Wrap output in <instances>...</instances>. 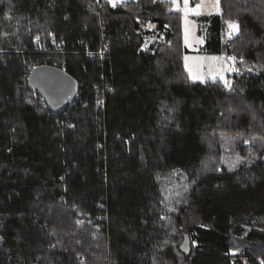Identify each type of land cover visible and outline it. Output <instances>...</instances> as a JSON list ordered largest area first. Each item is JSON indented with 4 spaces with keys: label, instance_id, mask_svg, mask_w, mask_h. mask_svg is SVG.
<instances>
[{
    "label": "trees",
    "instance_id": "16d2710c",
    "mask_svg": "<svg viewBox=\"0 0 264 264\" xmlns=\"http://www.w3.org/2000/svg\"><path fill=\"white\" fill-rule=\"evenodd\" d=\"M88 4L0 0V264H264V0H220L211 20L207 52L253 71L229 84L190 81L167 0L103 1L97 65ZM228 22L239 31L222 41ZM50 34L75 49L46 59L33 38ZM152 34L163 42L141 50ZM36 61L79 83L58 116L27 88ZM226 135L255 138L258 158L224 167ZM171 173L186 184L173 204L161 190Z\"/></svg>",
    "mask_w": 264,
    "mask_h": 264
},
{
    "label": "rangeland",
    "instance_id": "374dc122",
    "mask_svg": "<svg viewBox=\"0 0 264 264\" xmlns=\"http://www.w3.org/2000/svg\"><path fill=\"white\" fill-rule=\"evenodd\" d=\"M187 2L189 9H196L198 5L201 6L199 8L198 14L189 11L188 15L185 16V0H177L176 3H172V5L175 4V6L172 7V5H168L167 9L175 13H180V16H177L173 19L175 21L174 24L176 28L181 30V42L183 46L193 52V54L186 55L184 53L182 55L183 66L187 75L189 76L190 81L205 82L220 80L221 82L227 81V84H229L231 83L229 78L235 72L242 74H253L252 70L235 66L236 63H238L237 59L234 61L230 60L228 59V55H208L200 52L201 49L206 47L208 35L202 26H198L194 20V17L201 14L219 13V2L218 0H199V2L195 4H191V0H187ZM153 28L154 25L151 23L145 25V29L147 30H152ZM237 33L238 32H234L229 28V22L223 26L225 41L232 39L233 36L237 35ZM163 40L164 36L162 35L158 36L152 34L147 36L142 43L141 50H148L150 45H153V43L160 44V42H163ZM185 57H187V60ZM260 67L264 68V57H262ZM233 68L235 71L231 70ZM227 77L229 78L227 79ZM213 136L218 137V134H214ZM226 136L227 137L219 136L225 145L222 149V154L219 157L223 160L224 167L233 168V170H236L239 168V166L250 163L258 158L257 152L252 150L255 146V143L253 142L255 138H245L236 135ZM245 141H248V143H245ZM185 186V179L182 174L171 173L165 180H163V184L161 186L164 202L173 204L172 201L183 192ZM235 253L236 252H233V254Z\"/></svg>",
    "mask_w": 264,
    "mask_h": 264
},
{
    "label": "water",
    "instance_id": "95a60500",
    "mask_svg": "<svg viewBox=\"0 0 264 264\" xmlns=\"http://www.w3.org/2000/svg\"><path fill=\"white\" fill-rule=\"evenodd\" d=\"M27 88L44 101L52 115L58 116L73 102L79 89V83L63 69L52 65H41L29 73ZM189 244L190 238L185 235L180 250L183 253H189Z\"/></svg>",
    "mask_w": 264,
    "mask_h": 264
},
{
    "label": "built area",
    "instance_id": "2783aa9c",
    "mask_svg": "<svg viewBox=\"0 0 264 264\" xmlns=\"http://www.w3.org/2000/svg\"><path fill=\"white\" fill-rule=\"evenodd\" d=\"M107 2L108 6H110L113 9H116L119 6H122L124 4L123 1L115 2V6H113V2H108L106 0H89V4L86 8L88 12L93 14L97 18V23H98V30H99V48L97 51L92 52V51H87L85 54L89 58L95 59L97 65L102 66L103 62L105 60L106 55L108 54V45L104 41V36H103V29L101 28V22L99 19L100 15V8H101V3L102 2ZM33 46L35 47V51L37 53H40V55L45 56L46 59H49L50 57H53L54 55L58 54H65L66 52H69L68 50L75 49L73 45L69 46L68 44L61 42L60 40L57 39V37L54 34L50 35H39L35 36L33 38ZM41 65H49L45 62L41 61H36L34 63H31L27 66L28 72L30 73L32 69H34L37 66ZM55 66V65H52ZM60 69L65 70V65L61 64L60 66H55ZM109 90L108 85L106 83H103V89L102 87H99L97 90V106L101 109L104 110V104H105V97H106V92ZM79 93V89L77 92V95ZM76 95V97H77ZM75 97V98H76ZM74 98V100H75ZM73 100V102H74ZM44 103V101L42 100ZM73 102L69 105L71 106ZM45 104V103H44ZM68 106V107H69Z\"/></svg>",
    "mask_w": 264,
    "mask_h": 264
},
{
    "label": "crops",
    "instance_id": "0c3cea01",
    "mask_svg": "<svg viewBox=\"0 0 264 264\" xmlns=\"http://www.w3.org/2000/svg\"><path fill=\"white\" fill-rule=\"evenodd\" d=\"M106 1H108V2H113V0H106ZM117 1H124V2H128V1H125V0H114V2H117ZM132 1V0H131ZM167 1H169V2H171V5H172V3H176V1L177 0H167ZM197 2H199V0H191V4H195V3H197ZM218 2H219V13H217V14H201V15H198V16H196V17H194V20H195V22L198 24V26L200 27V26H202V28H204L205 29V32H208V29L211 27V20H212V18H214V17H220L221 16V7H220V0H218ZM173 6H175V4L174 5H172V7ZM222 21H220V23H221ZM220 39L222 40V41H224L225 39H224V34H223V29L221 30V32H220ZM208 42V41H207ZM187 49V48H186ZM188 50V49H187ZM201 53H203V54H208V55H212V54H209L208 52H207V50H206V48H203V49H201V51H200ZM186 55H189V54H193V52L192 51H190V50H188V52L187 53H185ZM222 54H225L224 52H221L220 54H214V55H222ZM226 55V54H225Z\"/></svg>",
    "mask_w": 264,
    "mask_h": 264
},
{
    "label": "snow or ice",
    "instance_id": "6c2138e0",
    "mask_svg": "<svg viewBox=\"0 0 264 264\" xmlns=\"http://www.w3.org/2000/svg\"><path fill=\"white\" fill-rule=\"evenodd\" d=\"M113 6H115V2H114V0H113ZM200 7H201V6L198 5L196 9H189V8H188V2H187V0H185V3H184V12H185V16L188 15L189 11H192L193 13L198 14V11H199V8H200ZM229 28L232 29L234 32H238V31H239V26L236 25V24H233L232 22H229ZM185 59L187 60V57H185ZM228 59L234 61L236 58H235V57H229ZM231 70L235 71L234 68L231 69ZM221 78H223V77H221ZM226 83H227V81H226ZM245 143H248V141H245ZM238 159H239V158H238Z\"/></svg>",
    "mask_w": 264,
    "mask_h": 264
}]
</instances>
